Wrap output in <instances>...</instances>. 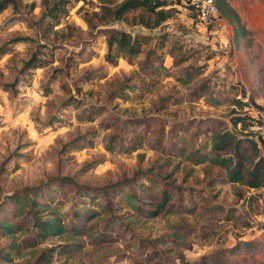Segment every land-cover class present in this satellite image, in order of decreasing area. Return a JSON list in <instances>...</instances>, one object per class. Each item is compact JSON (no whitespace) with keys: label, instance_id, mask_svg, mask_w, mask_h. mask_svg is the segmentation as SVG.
<instances>
[{"label":"rangeland","instance_id":"rangeland-1","mask_svg":"<svg viewBox=\"0 0 264 264\" xmlns=\"http://www.w3.org/2000/svg\"><path fill=\"white\" fill-rule=\"evenodd\" d=\"M103 1L119 0H17V9L7 3L0 10V216L18 221L34 199L59 211L72 231L84 228L39 241L29 229L0 233V253L8 257L0 264H264V186L206 185L207 174L222 169L191 150L197 143L198 156L209 152V135L194 140L176 131L188 142L181 153L152 146L159 124L164 146L172 121L203 116L229 125L235 108L228 101L236 95L264 104V0H227L247 30L238 39L226 19L200 21L184 0H165L173 14L151 29L102 20ZM55 2L52 17L46 11ZM111 28L148 35V43L109 64L104 31ZM147 49L153 53L146 58ZM32 52L36 66L20 71ZM145 58L152 73L142 67ZM224 98L230 100L218 102ZM130 116L149 122L133 150L116 142ZM137 172L143 184L154 174L156 192L167 174L193 193L146 217L157 199L137 211L128 195L136 184L124 182ZM238 190H247L245 205ZM211 204L233 207L236 218L211 229ZM71 210L82 213L71 220Z\"/></svg>","mask_w":264,"mask_h":264},{"label":"trees","instance_id":"trees-1","mask_svg":"<svg viewBox=\"0 0 264 264\" xmlns=\"http://www.w3.org/2000/svg\"><path fill=\"white\" fill-rule=\"evenodd\" d=\"M103 2L104 3L100 5L101 11L99 13V17L102 20L108 16V19H120L130 24H141L150 29L156 27L173 14V10L170 7L165 8L167 4L165 0H119L112 5H108L110 4L109 2ZM214 2L218 11L217 17H222L228 21L233 31V38L238 39L244 36L247 30L233 6H231L227 0H214ZM7 3H10L14 9H17V0H0V10L4 8ZM56 3L57 2L47 8L46 12L49 16H56V12L53 10L57 6ZM127 16H130V19H128ZM104 33L106 35V51L104 53V58L109 64L115 63L117 56L128 59L129 56L135 55L140 51V45L148 43V35H131L129 32L122 29L111 28L105 30ZM24 38L28 39V37H17L13 38V40H22ZM173 52L174 50L171 48L167 49V53L171 56H173ZM152 53L153 49L144 51L146 58L150 57ZM146 58L143 60L142 67L145 66V70L152 73L154 71V65L152 61ZM38 60L39 57L37 53L32 52L22 63L20 71L23 72L24 69L36 66ZM87 78H91V76ZM201 88L202 87L199 85L197 87L198 92H193L196 98L203 95ZM111 92L114 93L116 91ZM117 94L121 93L116 92V95ZM240 96L246 97L247 101H242L240 98L234 96L231 101H228L230 99L224 98L218 102L228 101L232 105L238 107L246 104L253 107L260 106V104L255 101L252 103L247 96L243 94H240ZM165 99L166 98H163L161 102ZM251 119L252 117L246 111L240 112L236 109H231V115L228 119L229 125L220 118L203 116L186 121H172L166 130L164 138L165 146L161 137V125L159 124L157 135L156 137L154 136L155 139L152 141V146L155 148L159 147L161 150H164V152H171V148H174L181 153L188 145V142L182 137L177 138L176 131L181 130L185 133L190 132L194 140L199 139L201 134L204 136L209 135L212 139L211 150L209 152L200 153L198 156L200 146L197 143H195V147L191 150L192 156L197 158V161L209 160L216 165V167H221L222 169V172L216 170L212 173H208L205 179L206 185L237 182L247 188H261L264 186V146L253 133L244 131L247 124L251 122ZM237 123H239L238 128H236ZM120 128L125 129V132L117 139V146L130 150L136 149L140 147L141 139L144 137L142 132H144V130L148 131L149 129L148 116L126 117L121 120ZM138 173L139 172L135 173L134 176L126 179L124 182H126V185L136 184V187L132 188L128 192V195L129 198L132 199V202L135 203L134 208L137 209V211L140 210L139 207H141V204L147 203L148 199H157L154 205L151 200L153 206L145 209V214H143L146 217L156 216L160 212L165 211L169 201H180L184 194L190 196L193 193L190 187L183 189V186L175 184L172 180H168L167 174L160 180L159 190L156 192V180L152 178L154 174L148 176L151 184H143L140 183V179L136 178ZM246 191L247 190L242 192L238 190V196L241 200L240 205H245L246 203V199H244V197H246ZM84 192L90 193L87 188ZM250 197L252 198L253 195L248 196V198ZM222 209L224 208L218 205L211 204L209 206L205 216V223L210 225L211 229L212 226L220 220L227 221L236 218L237 215L233 207ZM41 210H46V213L38 214ZM71 211V220H74L75 216L82 213L78 210ZM58 212L59 211H56L51 205L49 206L45 203L41 204L31 199L27 210L19 217L18 221L14 219L10 220L6 218V216H0V233L4 236H11L16 230L29 229L33 231V237L39 241L54 235L68 234L72 236L71 233L77 232L78 234L84 229L83 227H75L77 230L72 231V227L67 225ZM20 213L21 209H18L15 212V217ZM205 223L201 225L204 228ZM243 244L252 245L253 242L244 241ZM6 254L7 253H0V259L8 258ZM43 259L46 260L47 258L43 257Z\"/></svg>","mask_w":264,"mask_h":264},{"label":"built area","instance_id":"built-area-1","mask_svg":"<svg viewBox=\"0 0 264 264\" xmlns=\"http://www.w3.org/2000/svg\"><path fill=\"white\" fill-rule=\"evenodd\" d=\"M194 12L197 18L200 21L208 20L212 17H217L218 11L215 5L214 0H184ZM237 98H240L242 101H247L246 97H241L236 95ZM260 106L253 107L243 105L244 110L252 117L251 122L247 124L244 131H250L253 135L262 142L264 146V104L259 103ZM234 108L238 109L234 105ZM264 153V152H263Z\"/></svg>","mask_w":264,"mask_h":264},{"label":"crops","instance_id":"crops-1","mask_svg":"<svg viewBox=\"0 0 264 264\" xmlns=\"http://www.w3.org/2000/svg\"><path fill=\"white\" fill-rule=\"evenodd\" d=\"M167 53V52H166ZM168 54V53H167ZM169 56H170V54H168ZM200 97V96H199ZM202 97V96H201ZM232 105V104H231ZM232 106H234V105H232ZM239 127V123H237L236 124V128H238Z\"/></svg>","mask_w":264,"mask_h":264}]
</instances>
